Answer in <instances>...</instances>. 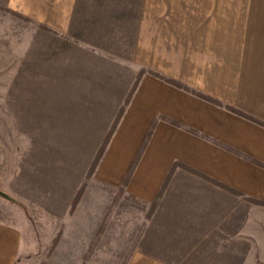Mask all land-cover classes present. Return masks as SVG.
<instances>
[{"label": "crops", "instance_id": "crops-1", "mask_svg": "<svg viewBox=\"0 0 264 264\" xmlns=\"http://www.w3.org/2000/svg\"><path fill=\"white\" fill-rule=\"evenodd\" d=\"M136 2L131 59L98 74L125 92L142 75L94 172L156 202L152 236L129 264H264V0ZM77 3L10 0L64 36ZM19 250V231L0 223V264H15Z\"/></svg>", "mask_w": 264, "mask_h": 264}, {"label": "rangeland", "instance_id": "rangeland-1", "mask_svg": "<svg viewBox=\"0 0 264 264\" xmlns=\"http://www.w3.org/2000/svg\"><path fill=\"white\" fill-rule=\"evenodd\" d=\"M136 6L78 0L64 36L0 0V223L20 233L15 264H129L152 236L155 205L92 173L141 76L125 92L98 74L131 59Z\"/></svg>", "mask_w": 264, "mask_h": 264}, {"label": "trees", "instance_id": "trees-1", "mask_svg": "<svg viewBox=\"0 0 264 264\" xmlns=\"http://www.w3.org/2000/svg\"><path fill=\"white\" fill-rule=\"evenodd\" d=\"M155 74H156L157 76L162 77V78L165 79L167 82H169V83H171V84H173V85H175V86H177V87L184 88V89H189L187 86L183 85L182 83H180V82H178V81H175V80H173V79L167 78V77H165V76H161V75L158 74V73H155ZM141 75H142V74H141ZM193 92H194L195 94H197L198 96L202 97V98L208 99V100H210V101L217 102V101H215L214 99H212V98H210V97H208V96H206V95H204V94H202V93H199V92H196V91H193ZM124 108H125V107H124ZM124 108H123V110H124ZM123 110L121 111L120 115L118 116V119H116V122H115L114 126L112 127V130H111L110 134H109L108 137L106 138V144L104 145V147L102 148V150L98 153V155H97V157H96V159H95V161H94L93 168H92V173H93V171H95V169L97 168V166L99 165L101 159H102L103 156H104L106 146H107V144L109 143V141H110V139H111V137H112V135H113V133H114V131H115V129H116V126H117V124H118V122H119V120H120V118H121V116H122V114H123ZM132 171H133V169L130 171V174H129L128 178L126 179L124 185L127 184V182L129 181V178H130V176H131V174H132ZM153 205H155V202L153 203Z\"/></svg>", "mask_w": 264, "mask_h": 264}, {"label": "water", "instance_id": "water-1", "mask_svg": "<svg viewBox=\"0 0 264 264\" xmlns=\"http://www.w3.org/2000/svg\"><path fill=\"white\" fill-rule=\"evenodd\" d=\"M0 195H5V194L0 190Z\"/></svg>", "mask_w": 264, "mask_h": 264}]
</instances>
